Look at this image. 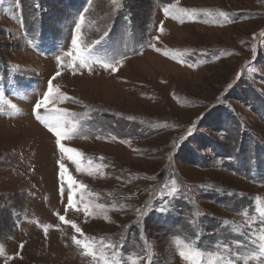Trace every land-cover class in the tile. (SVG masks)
Segmentation results:
<instances>
[{
    "label": "rangeland",
    "instance_id": "rangeland-1",
    "mask_svg": "<svg viewBox=\"0 0 264 264\" xmlns=\"http://www.w3.org/2000/svg\"><path fill=\"white\" fill-rule=\"evenodd\" d=\"M185 10L192 19L182 22ZM80 14L82 50L106 32L97 44L106 60L127 55L116 72L94 64L73 74L67 53ZM149 42L160 51L141 47ZM57 71L53 86L70 99L49 107L75 126L61 143L81 153L80 171L33 115ZM61 161L77 182L74 199L90 205L87 221L65 211ZM257 205L264 209V0L0 2V264H96L57 213L98 241L124 238L117 250L142 256L139 264H186L177 237L220 252L226 242L239 264H264L249 241L261 235Z\"/></svg>",
    "mask_w": 264,
    "mask_h": 264
},
{
    "label": "snow or ice",
    "instance_id": "snow-or-ice-1",
    "mask_svg": "<svg viewBox=\"0 0 264 264\" xmlns=\"http://www.w3.org/2000/svg\"><path fill=\"white\" fill-rule=\"evenodd\" d=\"M2 2V0H0ZM91 0H89V3ZM17 8L20 7L21 0H15ZM84 13L87 12V9L83 10ZM163 14L165 17L170 15V10L168 7L163 8ZM188 16L191 20L192 15L189 14L186 10L181 12V21L183 22V17ZM85 19L84 14H80L78 16L77 21L74 22V32L71 38V46L72 51L68 52L67 55L71 57L73 63V74H75L76 69H87L89 73L92 71V65L99 64V66L105 70H111L112 72H116V64H122L124 59H127V55L124 54L121 59L115 60L114 62H109L103 59H93L91 55V51L88 50L87 54L82 50L80 44V33H81V25ZM172 19H177L175 14H172ZM159 31H163V27L159 29ZM107 33L105 32L104 36L97 40L95 43L100 44ZM86 47V46H85ZM141 47H152L154 51L159 52L160 49L156 48L154 44L150 42L142 45ZM135 54H142L139 50H134ZM165 56H168L169 53L165 52ZM172 60L186 64L189 67H192V64H188L187 60H184L182 56H178L173 54L170 57ZM57 63H60V58L57 57ZM60 75L59 71L48 81L47 89L42 94L41 98L34 104L33 107V115L35 119L42 124L44 128L47 129L49 133H51L55 137V145L58 147L61 156L67 155V158L75 164L77 171L81 170L82 161L79 159L81 153L74 148L65 147L64 144L61 143L63 137L68 136L70 133L75 131V126L68 128L66 126L63 111L58 108H50L49 105L56 104L58 102L68 101L70 98L61 92L59 87H54L52 81L56 79V76ZM14 107V106H13ZM45 110V114H41V109ZM191 132V129H189ZM89 165H91V161H89ZM59 181L61 187L59 188V192L61 197L63 198L65 195V188L62 186L67 180V195H66V209L65 211H75L76 213H80L83 211L85 216V220L90 216V205L84 204L83 208H81L80 204L76 202L74 196L76 195V188L78 187L77 182L73 179V177L68 173L65 164L61 161L59 162ZM81 189H83V185H79ZM166 187V186H165ZM179 189L172 188V193H177ZM232 195V193H228ZM81 202L83 201V195L80 196ZM169 204L168 200L162 201V206L159 208V211L164 212L167 209ZM97 208H103L104 205H96ZM255 212L259 216V223L261 225L259 231L261 235L255 236L254 233H249V241L252 243L254 248L256 249L253 258L254 259H264V209H262L259 205L256 206ZM245 216L248 215L247 210L243 213ZM58 220L61 224L69 225L71 229L74 230L76 234H78L83 239L77 238V235L71 236L72 244L81 250V254L85 257H91L96 264H139V261L143 258L142 256L136 255H127L126 258L122 257L121 253L117 250L118 248H123V240L119 243V245L105 242L104 240H97L95 237L86 236L83 232L82 228L74 221L67 220L65 215L56 214ZM107 219V217H105ZM256 217H253L255 220ZM51 225H44L43 232L45 237H47L49 228ZM251 227V226H250ZM239 231V229H237ZM239 243V242H237ZM175 245L177 254L181 257L182 260L186 262V264H205L204 256L207 254L208 260L207 264H239V259L241 256L240 252H232L231 246L226 242H218L216 247L222 248L223 252L213 251V250H201L199 248L194 247L190 242L184 241L177 237L175 239ZM24 245L21 244L20 248L23 249ZM109 250H111V255H109ZM3 253V248L0 246V254ZM225 253L228 255L225 256ZM148 264H151V257H149ZM247 264V262H245Z\"/></svg>",
    "mask_w": 264,
    "mask_h": 264
},
{
    "label": "trees",
    "instance_id": "trees-1",
    "mask_svg": "<svg viewBox=\"0 0 264 264\" xmlns=\"http://www.w3.org/2000/svg\"><path fill=\"white\" fill-rule=\"evenodd\" d=\"M40 8V10L42 9V7H39ZM232 125H235V124H232ZM232 171L234 172V173H240L239 171H236V169L234 168V169H232ZM206 216H204V218H205ZM210 224H211V222H210ZM214 228H215V225H211V228H209V231H211V230H214ZM212 232V231H211Z\"/></svg>",
    "mask_w": 264,
    "mask_h": 264
}]
</instances>
